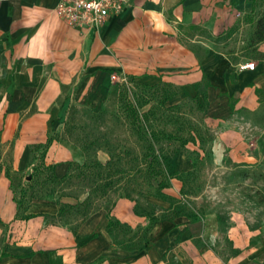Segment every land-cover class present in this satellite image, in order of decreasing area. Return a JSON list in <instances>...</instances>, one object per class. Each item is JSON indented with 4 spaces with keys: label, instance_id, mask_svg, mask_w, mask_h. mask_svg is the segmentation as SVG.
Instances as JSON below:
<instances>
[{
    "label": "crops",
    "instance_id": "obj_1",
    "mask_svg": "<svg viewBox=\"0 0 264 264\" xmlns=\"http://www.w3.org/2000/svg\"><path fill=\"white\" fill-rule=\"evenodd\" d=\"M58 1L0 0V143L10 146L7 163L0 153V264H264L256 229L238 211L212 214L209 204H221L215 196L197 221L186 215L155 220L140 249L112 242L102 207L80 220L74 232L52 220L58 210L53 198L31 197L23 208L17 206L6 165L25 174L32 169L30 145L43 142L54 126L61 84L73 83L96 98L117 77L131 75L147 84H173L174 101L203 89V118L215 134L213 159H223L222 165L245 161L251 151L246 128L264 116V39L248 46L252 56L229 49L239 29L253 23L255 0H129L94 29L67 25L56 12ZM247 61L253 68L239 67ZM72 158L52 141L44 162L53 163L60 176ZM173 162L175 170L192 169L181 152ZM181 185L175 178L163 190L177 196ZM132 206V200L119 197L110 213L132 227L145 223ZM26 213L32 215L22 217ZM92 231L96 236L90 237Z\"/></svg>",
    "mask_w": 264,
    "mask_h": 264
},
{
    "label": "rangeland",
    "instance_id": "obj_2",
    "mask_svg": "<svg viewBox=\"0 0 264 264\" xmlns=\"http://www.w3.org/2000/svg\"><path fill=\"white\" fill-rule=\"evenodd\" d=\"M263 5L264 0H255L254 12L251 14L254 19L261 13ZM252 30L253 24L241 27L236 36L239 39H235L229 49L235 46L234 51L236 50L237 54L252 56L254 53L246 44ZM165 83L168 84L158 81L147 84L146 87L131 79L129 75H121L112 82L106 93H97L96 98L85 89L77 90V85L73 83L63 84L54 101L57 105L55 109H58L52 114L55 124L49 133L55 138L53 141L58 147L71 151L73 157L84 164L78 167L73 165L70 176L60 182L46 181L48 170L39 165L33 172L31 182H28L29 177L24 176L26 172L21 173L20 185L23 183L21 186L24 188V194L19 184L15 185V195L22 199L21 207L31 199V194L53 198L67 194L75 195L79 199L87 197L89 201L85 207L90 211L101 207L105 211H112L120 194L128 192L132 197V208L135 207L139 212H153L157 216L164 215L165 206L153 200L158 198L155 196L157 178L151 175L144 160L145 142L136 135L125 109L126 102L130 101L139 111L147 112L146 123L150 129L174 134V137L163 135L154 140L158 151L175 154L173 159L181 152L193 162L191 173L183 174L185 193L179 192L173 203L181 205L189 212L202 214L205 213L206 203L215 196L220 199L221 204H209L210 212L213 214L221 211L223 215L230 211L242 213L247 223L256 229L255 240L264 248V116H258L257 123L250 129L246 128L245 141L251 151L244 156L245 161L222 165L223 159L221 162H215L213 159L212 141L215 134L211 130L212 126L203 118L205 109L202 102L193 96L174 101L175 86L169 82ZM166 94H169V97L163 102V96ZM34 110L33 107L32 111ZM93 111H102V114L94 117ZM28 112H31V109ZM46 112L49 115V110ZM189 133L200 137L199 143L188 142L182 145L180 138ZM9 151L8 143H0L4 163L9 160ZM31 151L39 154L43 150H33L32 144ZM109 156V166L92 165L94 159L105 163ZM36 163L38 164V160ZM85 165L90 166L89 172H82ZM109 168L111 174L108 173ZM116 168L118 171L114 170ZM98 171L102 173L101 176L96 175ZM109 180L111 183L104 190L101 186H95ZM77 212L73 210L66 215L69 217L67 223L72 227L80 218ZM148 229L149 222L138 224L132 232L126 235L119 233L114 239L122 245H137ZM92 232L89 233L90 237Z\"/></svg>",
    "mask_w": 264,
    "mask_h": 264
},
{
    "label": "trees",
    "instance_id": "obj_3",
    "mask_svg": "<svg viewBox=\"0 0 264 264\" xmlns=\"http://www.w3.org/2000/svg\"><path fill=\"white\" fill-rule=\"evenodd\" d=\"M253 30L251 31V33L249 34L248 38H247V46H251L256 42H259L261 40L264 39V5L263 8L261 10V13L258 15L257 18L253 19ZM131 77V79H133V76H129ZM141 84H144L146 87H148L147 83H143L141 82ZM164 84H168L165 83ZM204 84L206 85L207 82L204 81ZM151 85V84H149ZM61 88H62V84H61ZM202 96V104L204 106L205 109V105H206V93L203 89L199 88V90L196 91V93L193 95V97H198V95ZM169 97V94H166L163 96L162 101H166V99ZM126 106L125 109L127 111L128 116L131 118V122L132 125L134 126V129L136 130V135L141 138L143 140V142H145V146H144V160L146 162L147 167L149 168V172L151 173V175H153L154 177L157 178V182L155 184V196H157L158 198L168 201L169 203L165 206V214L164 215H160L157 216L155 213L153 212H145V211H137L135 209V207H133V212L138 214V215H144L147 218L146 222H149V229L151 228V224L155 221V220H173L175 217L179 216V215H186L187 217H189L191 219V221H197L199 220L200 214L201 213H195V212H189L187 210H185L181 205H176L175 203H173V201L175 200V196L168 194L166 192H164L163 188L168 187L171 185V180L175 177H177L178 179L181 180L182 185L179 189V192L181 194H184V185H185V180L183 177V174L185 173H191V170L193 169H189L187 171H179V170H175L174 169V165L172 163V159L174 157V155H170L167 153H162L161 151H158L155 146H154V140L158 139L160 136H168V137H174V134L172 133H165V132H159L156 131L154 129H150V127H148L147 125V120H148V116H147V112L146 111H139V108L134 105L132 102L128 101L126 102ZM33 109V108H32ZM31 109V112H32ZM30 113V112H29ZM102 114V111H93L92 112V116L94 117H98ZM52 128V127H51ZM200 138V137H199ZM198 138V139H199ZM55 138L53 136L50 135V133L48 132L46 139L43 142H38V143H33V150L35 149H42L43 151H40L39 154H35L36 151H32V155L29 159V163L33 162V166L32 169L33 171H30L29 173V179L28 182H31L32 178H33V172L37 170V165H39L42 168H45L48 170V174L46 175L45 179L46 181H51V182H60V181H64L66 178H68L70 176V172L73 168V165L75 167L81 166L82 162L77 161V159L75 158V156L68 161L69 164V169L67 172L63 173L60 176H57L54 172V164L53 163H49L46 164L44 162V156H45V152L47 150V148L49 147V145L51 144V142L54 140ZM200 140V139H199ZM188 142H196V137L193 134H188L187 136L180 138V143L182 145H186ZM32 146V144L30 145V147ZM126 151V150H125ZM110 157H108L107 161L104 163H102L99 159H94L92 161V165H94L95 167H106L109 166L110 163ZM36 160H38V164L36 163ZM192 163V168H193V162ZM157 166V167H155ZM112 168V167H111ZM108 170V173L111 174L112 172L110 171V169ZM115 171H118V168L114 169ZM89 172L90 171V166H86L84 167V169L82 170V172ZM27 174H24V176H26ZM160 174L162 176H160ZM5 175L9 178V182H10V186L11 189L14 193V197L15 200L17 202V206H21L22 203V199L21 197H17L15 195L16 193V187L15 185L19 184L20 190L21 192H23V187L21 185H23V183H21L20 185V177H21V172L14 170L11 168L10 165H6L5 168ZM96 175L101 176L102 173L101 172H97ZM158 176V177H157ZM111 183V181H106L103 184H99V185H95V186H101L102 189L104 190L105 188H107V185H109ZM24 194V192H23ZM62 196H69L75 199L74 202H67V201H61L60 198ZM62 196L60 197H50L53 198L56 203L58 204V210L57 213L55 215H53V221L56 222H63V224H67L68 227L71 228L72 231L75 232L76 230V225L79 223L80 220H83V218H85L90 212L87 207L88 205V201L89 199L86 197L85 199H79L77 196L75 195H67V194H62ZM31 197H40L37 195H30ZM119 197H126L129 198L130 200H132L131 195L128 192H124L122 194H120ZM78 211L77 213L79 214L80 218L77 222L76 225L70 226L67 223V220L69 219V217L67 218L66 215L70 214L71 211ZM80 211V212H79ZM35 213H33L34 215ZM32 213H26L23 214L22 217H29L31 216ZM107 221L105 224V230L107 231V233L111 236L112 242L115 245H119L123 248H129V249H140L142 248V245L147 244L148 242V238H147V234L149 229L147 230L146 234L143 235L140 244L137 245H132V244H119L116 242V240L114 239V236H116L117 234H121V235H126V233L128 232H132L133 229L138 226L136 225L135 227H132L130 224H128L127 222L121 221L119 220L117 217L113 216L110 211L106 210L105 212ZM92 236H96V231L91 233ZM176 239H178V236L176 237ZM6 254L4 252L1 253V255ZM32 254V252H27L25 253V255H30Z\"/></svg>",
    "mask_w": 264,
    "mask_h": 264
},
{
    "label": "built area",
    "instance_id": "obj_4",
    "mask_svg": "<svg viewBox=\"0 0 264 264\" xmlns=\"http://www.w3.org/2000/svg\"><path fill=\"white\" fill-rule=\"evenodd\" d=\"M129 0H59L56 12L69 26L76 29H94L104 23L109 15L119 13ZM253 61L239 65L253 68Z\"/></svg>",
    "mask_w": 264,
    "mask_h": 264
},
{
    "label": "water",
    "instance_id": "obj_5",
    "mask_svg": "<svg viewBox=\"0 0 264 264\" xmlns=\"http://www.w3.org/2000/svg\"><path fill=\"white\" fill-rule=\"evenodd\" d=\"M28 177H29V175H28Z\"/></svg>",
    "mask_w": 264,
    "mask_h": 264
}]
</instances>
